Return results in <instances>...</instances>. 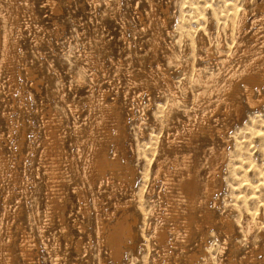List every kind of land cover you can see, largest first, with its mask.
I'll return each instance as SVG.
<instances>
[{"label":"rangeland","instance_id":"obj_1","mask_svg":"<svg viewBox=\"0 0 264 264\" xmlns=\"http://www.w3.org/2000/svg\"><path fill=\"white\" fill-rule=\"evenodd\" d=\"M244 12H247L248 23L239 31L238 22ZM263 27L264 0H0V45L2 47L4 39L9 38L17 60L12 62L17 79L16 84H12L11 72L3 64L0 50V132L8 136L4 145L8 156L15 161L18 157L20 169L23 167L24 190L16 188L15 197L23 200L27 226L34 225L39 236L37 224L45 221V181L37 155L43 148L45 120L51 111L63 116L67 128L72 129L75 121L70 107H78L81 117L78 126L83 135H80V142L86 152L88 121L97 114V109H93L90 103L93 99L88 100L89 94L94 93L93 98L97 99L98 93L104 90L107 100L121 101L123 115L129 119L128 129L134 137L135 164L139 173L137 185L144 188L146 184V191L155 171L154 160L159 155L158 141L168 134L167 125L170 122L182 124L194 117L196 111L208 110L227 75L242 69L254 56L261 53L264 56ZM204 45L212 50L213 56L207 54ZM27 69L31 70L30 74ZM261 107L257 110L246 107L242 122L228 127L223 144L213 143V147L208 145L209 142L203 143L207 159H199L201 168H207V160L223 151L226 153L224 199L215 210L218 218L233 217L236 227L229 245H224L227 251L221 252L227 236L221 225L214 238L211 237L209 245L216 256L215 264H228L229 250L234 242L240 243L241 249L248 246L245 237L250 225H254L255 235L264 232V105ZM254 115L260 116L254 118ZM2 117L14 121L11 138L3 131ZM23 129L27 130L28 136L21 159L17 141ZM253 170L259 173L255 171L256 174L252 175ZM245 184L250 187L248 191ZM249 190H252L251 195ZM36 192L42 201H38ZM73 216L83 221L78 214ZM245 221L250 222L248 226ZM90 228L94 229L93 226ZM76 231L71 227V238L66 239L56 225L48 227L44 242H38L40 250L36 251V264H101L100 257L104 264H110L107 251L98 248L96 239L89 242L85 235ZM149 238L147 235L145 238L144 233L138 254H128L127 264H152L157 252ZM255 238L252 244L260 241ZM78 239H83L81 252L76 250ZM216 246L217 250L214 249ZM144 253H147V259Z\"/></svg>","mask_w":264,"mask_h":264},{"label":"bare ground","instance_id":"obj_2","mask_svg":"<svg viewBox=\"0 0 264 264\" xmlns=\"http://www.w3.org/2000/svg\"><path fill=\"white\" fill-rule=\"evenodd\" d=\"M247 23V12H244L238 22V30L242 31ZM8 39H4L2 47L0 45L1 57L3 64L11 72L12 84H16L17 79L12 62L17 60ZM204 48L209 56L214 55L211 49L205 45ZM261 54L251 58L242 69L233 70L231 74L227 75L225 84L217 92L216 100L208 105V110L196 111L194 117L187 119L182 124L170 122L167 125L168 134L158 141L159 155L154 160L155 171L149 179V187L146 191H144L146 184L143 185L144 188L137 185L139 173L135 164L134 137L128 129L129 119L126 120L123 115L121 101L107 100L104 90L98 93L100 100L93 98L94 93L89 94L88 100L93 99L90 103L93 109H97V114L88 121L89 127L85 133V140L88 142L86 152L83 150L84 147L82 149L80 142L83 135L82 129L78 126L81 121L78 107H70L75 121L72 129L67 128V122L63 116H58L51 111L48 120H45L43 148L37 155L45 181V221L44 224L41 222L37 224L39 236L36 234L34 225H28L30 228L27 226L24 219L23 200L20 197H15L17 196L16 188L20 187V191L24 190L23 167L20 169L21 162L18 157V160L15 161L8 156L4 147L7 135L0 132V264H36L38 242H44L46 230L55 225L61 229L66 239L71 238L69 234L71 227L81 235H85L89 242L96 239L99 246L97 247L100 250L105 248L107 251L110 264H127L128 254L137 255L144 233L145 238L146 235L147 238L150 237L153 250L157 252V255L154 254L152 264H215L216 256L214 257L209 245L211 237L220 229L219 225H221L227 234L221 252L227 251L228 248L226 249L224 245H229L228 242L236 230L234 221L231 219L233 217L230 218L229 215L218 218L216 215L218 212L216 213L215 210L220 200L224 199L222 193L225 187L223 175H226L224 174L226 153L223 151L218 156L207 160L208 164L205 161V164L208 165L207 168L200 167L199 159L201 157L207 159L203 143L209 142L208 145L212 144L213 147V143L223 144L226 140L228 127L242 122L246 107L251 108L250 110H257L256 108L264 105V56L263 53ZM27 73L30 74L31 70L27 69ZM99 87L101 88V86ZM199 97H202V94ZM60 101L62 100L60 99ZM261 115L263 114L261 113ZM256 116L254 115V118ZM251 117L253 118V115ZM131 120V122L134 121V119ZM1 122L4 126L3 131H6L11 138L14 132V121L10 117H2ZM245 131L243 132L245 133ZM27 133V130L23 129L17 141L21 159L24 156ZM255 171L259 173V171ZM37 180L39 181V179ZM262 180L259 179L260 183ZM252 182L254 181L252 180ZM247 184H245L246 190L250 189V187L247 188ZM262 188L264 191V183ZM233 191L232 193L235 192ZM37 198L40 202V194L37 195ZM257 199L259 198L257 197ZM229 203L231 204V201ZM234 206L236 207V205ZM255 207L257 208V206ZM236 208L238 209V207ZM246 208L248 207L246 206ZM74 213L82 217L83 221L78 216H73ZM249 219L251 220V218ZM247 222L245 221L248 226L250 222L248 224ZM90 226H93L94 229L91 230ZM257 226L259 229V225ZM247 230L245 239L248 246L241 249L240 243L234 242L233 247L230 248L231 251L229 250L228 264H262L264 262V232L256 233L259 237L255 235L253 224ZM242 231L244 232V230ZM255 236L260 239L259 242L256 241ZM254 238L257 243L252 244ZM82 240L78 239L75 242L78 252H81L84 247ZM237 240L239 241V239ZM147 243L148 246L150 243ZM214 249L217 250V246ZM240 253L241 255H238ZM260 257H263L262 260ZM99 261L101 264L105 263L102 257Z\"/></svg>","mask_w":264,"mask_h":264}]
</instances>
